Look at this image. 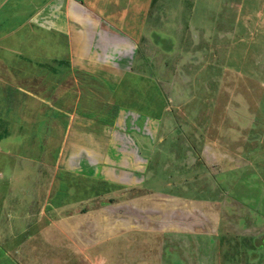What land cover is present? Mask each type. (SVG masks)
<instances>
[{"label":"rangeland","instance_id":"1","mask_svg":"<svg viewBox=\"0 0 264 264\" xmlns=\"http://www.w3.org/2000/svg\"><path fill=\"white\" fill-rule=\"evenodd\" d=\"M151 5L137 17L138 60L114 67L125 120L104 131L105 178L91 176L86 162L84 171L70 169L76 158L59 159L54 171L64 116L37 135L24 122L12 135L15 152L0 148V224L16 218L9 204L18 192L16 210H33L41 233H69L73 250L85 247L81 259L73 252L74 264H264V0ZM131 106L139 117L162 112L159 128L156 120L134 127ZM72 130L84 142L96 132ZM149 142L146 170H133L141 156L128 149L145 155Z\"/></svg>","mask_w":264,"mask_h":264},{"label":"crops","instance_id":"2","mask_svg":"<svg viewBox=\"0 0 264 264\" xmlns=\"http://www.w3.org/2000/svg\"><path fill=\"white\" fill-rule=\"evenodd\" d=\"M151 4L152 0H0L1 150L15 152L14 143H19L18 139L12 140V135L24 131V122L29 125L25 127L27 133L35 131L37 135L43 122L64 116L65 138L53 154L54 171L59 169V159L69 163L76 158L77 168L70 169L84 171L80 163L86 162L91 176L105 178L100 174V161H106L105 154L110 155L105 149L110 143L104 131L108 126H121L125 120L120 116L122 104L116 100V84L121 78H116L119 73L114 67L126 60L130 67L136 63L137 35L143 34V27H137L142 21H137V17H145ZM128 72L133 71H126L127 76ZM130 109L137 113L130 118L134 127L141 122L151 127L156 120L159 128L162 123V112L139 117L141 111L135 106ZM36 113L40 114L39 119L26 118L27 114ZM73 127L96 132H91L88 142H84L73 138ZM150 142L147 148L142 146L145 155H140L138 147L128 149L134 156L143 157H135L133 170H146ZM111 162L113 169L117 167V160ZM118 175L124 177L123 172ZM144 175L136 174L142 179ZM16 193L9 204L15 208L16 218L0 224V264H74V251L81 254L79 259L85 256V247L73 250L71 234L66 233L65 239L51 234L49 229L48 233H41L33 210H16ZM4 194L6 191L3 193L0 188L1 207L7 201ZM62 221L64 226L72 225L66 218ZM29 226L34 227L32 232L21 235Z\"/></svg>","mask_w":264,"mask_h":264},{"label":"trees","instance_id":"3","mask_svg":"<svg viewBox=\"0 0 264 264\" xmlns=\"http://www.w3.org/2000/svg\"><path fill=\"white\" fill-rule=\"evenodd\" d=\"M104 181V180H103ZM104 182H106V183H108L109 185H111V183L110 182H108V181H104ZM109 185H106V186H103V187H106L107 188V186H109ZM109 189V188H108Z\"/></svg>","mask_w":264,"mask_h":264}]
</instances>
